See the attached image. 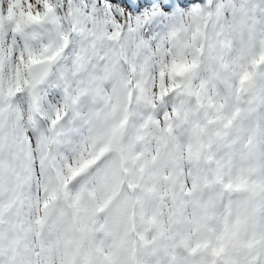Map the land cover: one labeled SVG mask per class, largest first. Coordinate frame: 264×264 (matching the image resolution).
<instances>
[{
    "label": "rangeland",
    "instance_id": "374dc122",
    "mask_svg": "<svg viewBox=\"0 0 264 264\" xmlns=\"http://www.w3.org/2000/svg\"><path fill=\"white\" fill-rule=\"evenodd\" d=\"M106 102L83 126L61 125L54 162L22 205L1 199L11 241L0 264H264V139L239 131L234 116L219 126L191 93L160 118L163 97L149 88L114 129ZM118 151L120 175L105 171ZM79 156L87 164L70 175Z\"/></svg>",
    "mask_w": 264,
    "mask_h": 264
},
{
    "label": "snow or ice",
    "instance_id": "6c2138e0",
    "mask_svg": "<svg viewBox=\"0 0 264 264\" xmlns=\"http://www.w3.org/2000/svg\"><path fill=\"white\" fill-rule=\"evenodd\" d=\"M149 88L160 118L191 93L264 139V0H0V199L28 198L61 125Z\"/></svg>",
    "mask_w": 264,
    "mask_h": 264
},
{
    "label": "bare ground",
    "instance_id": "6f19581e",
    "mask_svg": "<svg viewBox=\"0 0 264 264\" xmlns=\"http://www.w3.org/2000/svg\"><path fill=\"white\" fill-rule=\"evenodd\" d=\"M129 101H130L129 98L120 99L118 97L113 96L109 100V102L105 103L104 109L106 111H109L111 109V107L113 106L111 111L108 112V114L104 118L105 122H109V118L112 119V124H111V122H109L110 123L109 125L113 129L116 126L125 125V123L127 121V116L126 115H128L127 112H126V109H127L126 106H127V104H129ZM107 106H109V108ZM105 110H103L102 113L106 112ZM126 143L128 144V142H126ZM115 156H116V162L114 160L113 161L116 164H107L105 166V171H112L113 170L116 174L120 175L122 173L116 168V166H119V167L122 168L120 162H121V159L123 158V155L121 154V152L118 151V152H116ZM82 164H85V162L81 160V156L74 157L73 166H75V169H74V171L70 172V175H73L74 172L77 171ZM124 172L125 173L123 174V176L125 175L126 176V180H127L128 177L130 176V171L124 170ZM118 187H119V185L117 186V182H115V181L112 182L111 184L103 185L105 197L107 196V198H110L111 196L117 194ZM125 200H126V203L130 204L129 196L125 195ZM125 217L127 218V212H125Z\"/></svg>",
    "mask_w": 264,
    "mask_h": 264
},
{
    "label": "trees",
    "instance_id": "16d2710c",
    "mask_svg": "<svg viewBox=\"0 0 264 264\" xmlns=\"http://www.w3.org/2000/svg\"><path fill=\"white\" fill-rule=\"evenodd\" d=\"M14 208L15 207L10 208L9 211H11V213H12L14 211ZM4 209L7 210V209H9V207H7L5 205L4 201L2 203V201L0 199V251H1V249L6 248V246L9 245V242L11 241L10 240V238H11L10 233L5 230V226H7L6 222H7L8 218H4V215H3ZM17 214H18L17 212H14V215H17Z\"/></svg>",
    "mask_w": 264,
    "mask_h": 264
}]
</instances>
